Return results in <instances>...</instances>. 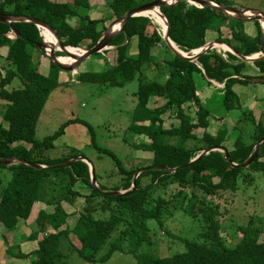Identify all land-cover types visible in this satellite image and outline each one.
Wrapping results in <instances>:
<instances>
[{"label":"trees","instance_id":"obj_1","mask_svg":"<svg viewBox=\"0 0 264 264\" xmlns=\"http://www.w3.org/2000/svg\"><path fill=\"white\" fill-rule=\"evenodd\" d=\"M90 1L67 0L59 4L49 0H0V14L47 22L57 31L63 44L71 47L72 52H86L82 45L89 42L88 49L95 46L107 28L103 21L91 20L88 15ZM106 1L114 21L156 0ZM215 2L233 7L229 0ZM160 11L170 24L171 40L184 52L203 47L208 43L207 33L212 30L218 35L216 41L233 46L245 56L261 52L263 30L258 22H254L258 27V37L251 38L245 32V22L230 20L216 10L199 9L179 2L160 8ZM75 20H80L79 24L74 25L72 22ZM101 24L104 26L102 29L98 26ZM13 27L21 33V38L10 37L11 34L16 35ZM224 28L231 31L236 44L230 38H224ZM161 36L149 18L131 19L124 32L110 44L114 47L113 60L106 70L102 73H82L78 81L113 87L138 82L137 103L127 132L145 136L149 143H135L131 147L153 154L148 167L165 166L178 171L175 174L145 172L137 180L138 190L135 193L116 198L100 195L92 187L91 170L84 162H78L70 169L44 172L25 165H0V170L5 169L12 174L10 183L0 197V224L3 239L8 244L7 256L31 259L32 264H68L67 256L60 249L61 243L66 242L73 252L88 262H105L113 252L128 249L134 253L137 264H264V241L251 229V223L246 227H237V234L244 235V238L236 245L227 244L224 237L226 229L223 228L231 216L236 203L234 197H237L240 186H251L256 181L254 173L264 176V143L256 162L248 169L230 171L224 153L218 151L185 167L204 150L226 146L231 140L232 147L227 149L232 162L241 165L264 138V115L257 119L250 110L242 112L234 129L230 130L231 134L225 126L218 133L211 134L208 131L211 113L197 95L195 80L199 76L225 84L222 89L225 109L241 110L240 98L233 87L236 84L249 85L253 83L251 79L264 78V61L254 63L259 75L244 76L243 71L248 63L229 51L224 56L217 49L211 50L202 54L196 62H190L175 56ZM43 39L41 30L33 23L11 25L0 22V49L9 48L8 56L0 67L5 72L0 76V99L6 103L3 122L7 125L5 127L0 121V158L16 157L32 164L55 167L78 157L87 158L84 152L72 149L61 159L52 162L48 153L54 149V142L68 126L75 123L90 125L82 119L72 120L54 135L43 140L37 138L39 119L51 93L60 87L58 78L62 73L51 61L47 77L39 72L40 60L35 62L34 53H41L38 44ZM135 41L136 54H133L131 49ZM163 45L171 56L164 58L160 55L159 47ZM57 48L61 49L58 44ZM57 55L66 56L60 52ZM163 69H167L163 81L149 79L148 73L152 77ZM17 80L21 86L10 91ZM152 101L153 106L150 105ZM192 105L196 108L195 117L185 110L186 107L192 109ZM166 115L171 121L168 126ZM199 129L204 130L201 137L196 134ZM90 133L91 146H95L93 128ZM123 140L128 143L126 138ZM97 148L102 151L101 155L113 160L116 168L112 175L106 177H101L95 169L102 191H128L135 174L148 168L132 166L126 169L112 151ZM116 176L121 184L110 190L99 183L107 177ZM146 177L149 179L147 185L143 186L142 180ZM79 184L86 186L89 194L77 191ZM37 203L53 207L54 211L50 215L40 212L35 220L36 229L27 240L38 241V248L29 255L22 252L15 255L13 232L20 221H29ZM65 205L74 208L75 214L80 217L74 229L68 228L67 220L71 215L65 210ZM179 211L203 224L200 235L193 241H185V250L170 257L139 252L143 245L152 244L149 223L155 221L159 231L169 233L166 224ZM250 233L257 238H251ZM73 235L77 243L73 241ZM113 235L117 237L110 243L108 252L98 259L97 253Z\"/></svg>","mask_w":264,"mask_h":264},{"label":"rangeland","instance_id":"obj_2","mask_svg":"<svg viewBox=\"0 0 264 264\" xmlns=\"http://www.w3.org/2000/svg\"><path fill=\"white\" fill-rule=\"evenodd\" d=\"M62 1L67 2V0ZM229 1L233 4L232 8L258 11L264 18V0ZM94 3H103V7L99 8L98 11L95 9L92 15L88 14L91 20L103 21L105 23H103L104 26H110L114 21H112L113 14L107 6V1L94 0ZM84 14L86 15L87 12H84ZM79 22L80 20H75L72 23L76 25L79 24ZM152 23L155 28L160 31V28L153 21ZM103 24L98 25L100 29L104 27ZM245 27L248 33L251 34L249 30L250 25ZM222 33L224 38H230L234 44L237 43L228 28L222 29ZM217 37L216 31L212 30L207 33L208 42L216 41ZM88 44L89 42H85L82 48L88 49ZM136 45L137 42L135 41L132 45V53L136 51ZM110 51H112V49L105 51L102 56H91L90 59L84 63L83 73L104 72L106 67L110 65L113 60L112 53L109 54ZM217 51L226 56L223 49L217 48ZM58 52L63 53L61 51ZM159 53L164 58L171 54L165 45L159 47ZM42 56V53L35 52L34 60L35 62H39L40 60L39 72L47 77L50 73V60ZM1 61L2 60H0V62ZM166 71L167 69L159 70L153 74L152 77L148 73L149 79L161 82L166 75ZM0 73L3 75L5 72L0 70ZM80 73L82 72L79 71L78 74ZM243 75L256 76L259 75V71L256 70V67L248 63L243 71ZM78 76L72 73H60L58 78L60 87L51 93L44 106L37 126V138L43 140L54 135L67 122L82 119L93 128V132L95 133V146H91L93 142L91 133L89 134V129L91 128L77 123L73 127L70 126L65 129L66 134L63 133V135L54 142L55 147L48 153V157L54 162V160H59L65 154L70 153L72 149H78L84 152L87 158L91 160L98 174L101 177H106L112 175L116 168L110 157L101 155L102 151L97 148V146H99L102 149L112 151L121 162L125 164L126 169L132 166H137L140 169L150 166L153 154L138 151L131 147V145L135 143H149V140L145 136H139L130 131L127 132V127L131 123L130 119L132 118L133 110L137 103L136 93L138 90V82L127 84L124 87L92 85L75 82ZM195 80L199 96L200 92L204 93L203 96L201 95L203 105L211 113V125L208 129L211 134L218 133L224 126L229 129V133L231 134L230 130L234 129L233 127L236 125L243 111H253V109H256V112L264 111V100H261L264 97V83L253 82L249 85L236 84L233 89L240 98L242 108L241 110L227 111L222 102L223 93H221V87L216 84H210L206 79H202L199 76H196ZM20 86L21 83L17 80L9 90L13 91L14 89H19ZM214 88L218 89L215 90ZM5 104L6 103L0 99V121L2 122ZM150 105H154L153 101ZM253 105L257 106L251 109ZM191 107L192 109L186 107L185 110L195 117L194 112L196 108L193 105ZM167 116L168 115H166L165 118L168 121V126L171 121L167 119ZM3 124L5 127L7 126L6 123L3 122ZM82 128L87 130L85 136L82 132ZM203 133V129L196 131L199 137L203 136ZM235 137L236 136H234V139ZM124 138L127 139L129 144L125 143L123 140ZM232 143L233 140L230 142L228 141L226 144L227 148H231ZM253 175L256 181L249 187L240 186L237 197H234L236 203L233 207L231 216L227 218V222L224 223L223 228L226 229L224 237L228 245H236L239 240L244 238V235L240 233L237 234L238 230L236 231V229L238 226L246 227L249 223H251V229L258 234L257 237L260 238L261 241H264V176L262 173H254ZM11 179L12 174L8 170H0V197ZM148 179L149 178L146 177L142 180L143 186L147 185ZM99 183L101 186L110 190V188L114 186H119L121 180L118 176L111 178L107 177L105 180L99 181ZM77 191L89 194V189L83 184L78 185ZM65 210L71 215L70 219L67 220L68 228L74 229L80 217L75 214L76 210L71 206L65 205ZM174 215V218L166 224V230L169 233H165V231L161 230L159 231L155 221L149 223L152 244L143 245L138 250L139 252L153 253V255L158 257H170L175 255L176 252L185 250V241H193L200 235L203 230V224L201 222L193 221L180 211ZM33 228H35L34 225L26 230L21 228L13 232L12 240L15 247L13 253H15V255H18L19 252L24 253V255H29V253L38 248V241L27 240L34 231ZM2 233L3 228L0 224V264H32L31 259H15L5 255L8 244L3 239ZM250 234L251 238H257L253 237L252 233ZM116 237V235H113V237L101 248L96 256L98 259L108 252L110 243ZM40 238H42V236ZM72 239L77 243L78 240L75 235L72 236ZM60 247L61 251L67 256L68 264H137L134 253L128 249H124L125 251L113 252L111 258L105 262H88L78 255V253L73 252L70 249V245L66 242L61 243Z\"/></svg>","mask_w":264,"mask_h":264},{"label":"water","instance_id":"obj_3","mask_svg":"<svg viewBox=\"0 0 264 264\" xmlns=\"http://www.w3.org/2000/svg\"><path fill=\"white\" fill-rule=\"evenodd\" d=\"M179 2H184L187 4H195L196 8L199 9H212L216 10L217 12L221 13L224 15L226 18L238 22H245V23H254L258 22L262 25V30H263V40H262V45H261V52L257 54H253L251 56H245L238 51H236L233 46L229 44H225L223 42H218V41H213V42H208L206 43L203 47L192 50L190 52H184L182 51L170 38L169 31H170V24L165 17L163 13H161L160 8L163 7H168L170 6L171 3H176L178 4ZM198 5V6H197ZM152 10H158L160 17L163 18L166 23H167V30L165 31L164 35L161 36L163 37L165 43L167 46L170 48L172 53L184 60H188L190 62H196L199 57L202 54L207 53L208 51L215 50L217 49L216 44L220 45H226L227 47L230 48V50H224V52L229 51L236 55L239 59H241L243 62L249 63V64H254L258 61H264V18L260 15L258 11H254L251 9H235L232 7H226L219 5L213 0H156L153 2H150L146 5H142L140 7H137L131 11H129L127 14H125L123 17L114 20V22L106 28V30L102 33L100 40L97 42L95 46H93L90 49L86 50V53H76L72 52L70 50V46H66L63 44L61 37L58 35L57 31L47 22H44L42 20H36L32 18H27V17H14V16H9V15H4L0 14V22L5 23V24H15V23H33L35 24L40 30L43 29H48L50 30L56 40L57 44L60 46V50L56 48V44L51 43L48 44L45 40L41 43L38 44V49L40 52L43 54L44 57H47L51 62H53L58 69L61 72L64 73H72L75 76H78V72L80 70V67L90 59L91 56L93 55H98L102 54L104 51L109 50L111 48L110 44L112 40L119 34L123 33L128 22L131 19L134 18H149L151 20V17L145 15L146 12L152 11ZM13 31L15 32L16 35H10L11 38H21L22 35L21 33L17 30L16 27H13ZM41 35L42 31H41ZM80 48H77L79 50ZM61 51L63 52L66 56L72 57L74 62H65L62 59V56L57 55V52ZM209 82L212 84L218 85L216 81H212L208 78H206ZM252 82L254 83H264V78L262 79H251ZM225 84L222 85L224 88ZM264 143V138L259 141L257 144L256 148H254L253 152L249 156V158L246 160L245 163L241 165L234 164L231 159V155L229 150L227 149L226 146H214L210 147L206 150H204L199 156L191 160V162L186 165L185 167H190L193 164L200 162L205 156L209 155L211 152H222L224 153V158L227 163L230 165V171L235 170V169H248L254 162H256V159L259 157L262 149V144ZM78 162H84L87 165H89L90 170H91V176H92V187L100 194L103 196H109V197H125L129 196L133 193H135L138 190L137 187V180L139 177L144 174L145 172H150V171H158V172H168L171 174H175L178 169L170 170L165 166H152L148 167L145 169H142L138 171L132 182V187L128 191H119V192H105L102 191L97 183L96 180V171L94 165L91 163V160L85 157H78L73 160H68V162L63 163L61 165L55 166V167H46V166H41V165H36L32 164L30 162H27L25 159H19L16 157H11V158H0V165L3 167H12L16 165H25L31 169L37 170V171H48V170H65V169H70L72 168L76 163Z\"/></svg>","mask_w":264,"mask_h":264},{"label":"crops","instance_id":"obj_4","mask_svg":"<svg viewBox=\"0 0 264 264\" xmlns=\"http://www.w3.org/2000/svg\"><path fill=\"white\" fill-rule=\"evenodd\" d=\"M50 1V0H49ZM51 2H53V3H59V4H64L65 2L64 1H62V0H53V1H51ZM103 3H94V0H91L90 1V7H91V10H90V12H89V15H92L95 11V9H96V11H98V9L99 8H102L103 7V5H102ZM250 25V28H249V30H250V33L251 34H249L248 33V30H246V27H245V32H246V34L249 36V37H251V38H256V37H258V34H259V32H258V27H257V25H256V23H247V25L245 24V26H249ZM110 49H112V51H110L109 52V54L110 53H112V59H113V49H114V47H111ZM109 49V50H110ZM107 51V50H106ZM105 52V51H104ZM104 52L102 53L103 55H104ZM8 53H9V48L8 47H4V48H1L0 49V60H2L1 62H0V66H1V64H2V62H3V60L8 56ZM102 54H100L101 56H102ZM133 54H136V51L135 52H133ZM43 58H44V56H42ZM251 65H253L254 67H256V65H254V64H251ZM83 66H84V64L80 67V70L79 71H81L82 73H83ZM106 70V69H105ZM104 70V71H105ZM256 70L257 71H259L258 69H257V67H256ZM79 73V72H78ZM82 73H80V74H82ZM80 74H78V75H80ZM0 76H1V73H0ZM79 77V76H78ZM77 80V81H76ZM75 82H79L78 81V78H76L75 79ZM218 83V82H217ZM218 86L219 87H221L222 89H223V87H222V85L221 84H219L218 83ZM215 90L216 89H218V88H214ZM200 92V91H199ZM221 93H223L222 91H221ZM203 92H200V96H199V98L201 99L202 98V96H203ZM202 95V96H201ZM264 95V94H263ZM262 95V96H263ZM262 101L264 100V97H263V99H261ZM201 101H202V99H201ZM205 101V100H204ZM202 103H203V101H202ZM257 105H253L252 107H251V109H253V107H256ZM253 114H254V116H256V118L257 119H260L261 118V116L262 115H264V111H261V112H256V109H253ZM75 124H77V123H75ZM75 124H72V125H70L71 127H73ZM80 124V123H79ZM70 126H68V127H70ZM67 127V128H68ZM85 128H82V132L84 133V136L86 135V133H87V130L85 129ZM66 134V133H65ZM89 134H90V129H89ZM85 194H87V193H85ZM53 211H54V208L53 207H47L46 205H44V204H42V203H37L35 206H34V208H33V211H32V215H31V217L29 218V221H20V224H19V226H17V229H21V228H23L24 230H26L27 228H31L32 227V225H34V226H36L35 225V220H36V218L38 217V215H39V213L40 212H45L46 214H48V215H50V214H52L53 213ZM2 226V225H1ZM34 230L36 229V227L35 228H33ZM5 255L7 256V251H6V253H5ZM9 258H11V257H9Z\"/></svg>","mask_w":264,"mask_h":264},{"label":"bare ground","instance_id":"obj_5","mask_svg":"<svg viewBox=\"0 0 264 264\" xmlns=\"http://www.w3.org/2000/svg\"><path fill=\"white\" fill-rule=\"evenodd\" d=\"M145 15L151 17V21H153L160 29V34L164 35L165 31L167 30V23L166 21L160 17V14L158 12V10H152V11H148L145 13ZM43 37L45 38L46 42L48 44L57 43V40L54 36V34L48 30V29H43L41 30ZM217 48H221L223 50H230L229 47H227L226 45H220V44H216ZM56 48H57V44H56ZM58 50H60L58 48ZM79 53H86V52H79ZM63 61L65 62H74V60L71 57H62Z\"/></svg>","mask_w":264,"mask_h":264},{"label":"built area","instance_id":"obj_6","mask_svg":"<svg viewBox=\"0 0 264 264\" xmlns=\"http://www.w3.org/2000/svg\"><path fill=\"white\" fill-rule=\"evenodd\" d=\"M207 1H209V0H207ZM188 5H190V6H196L195 4H188ZM197 95L199 96L198 91H197Z\"/></svg>","mask_w":264,"mask_h":264}]
</instances>
